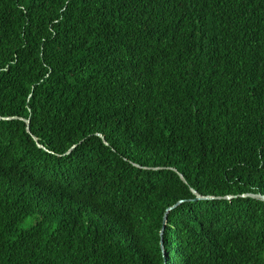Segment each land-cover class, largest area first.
<instances>
[{
    "label": "trees",
    "instance_id": "obj_1",
    "mask_svg": "<svg viewBox=\"0 0 264 264\" xmlns=\"http://www.w3.org/2000/svg\"><path fill=\"white\" fill-rule=\"evenodd\" d=\"M0 116V264H264V0H0Z\"/></svg>",
    "mask_w": 264,
    "mask_h": 264
},
{
    "label": "water",
    "instance_id": "obj_2",
    "mask_svg": "<svg viewBox=\"0 0 264 264\" xmlns=\"http://www.w3.org/2000/svg\"><path fill=\"white\" fill-rule=\"evenodd\" d=\"M12 118H17V116H6V117H3V116H0V119H12ZM21 119H23L26 123V130L30 133V128H29V119H24L22 117H20ZM99 136L102 138L103 142L105 144H107V141L105 140V138L99 134ZM34 139H36L34 137ZM37 145L41 148H44V146L42 144H40L39 142H37ZM74 147V146H73ZM135 165L139 166L138 164L134 163ZM179 176L180 178L185 181V178L184 176L179 173ZM191 191L194 193L195 195V198L194 199H213V198H232L234 197L233 195H225V196H214V195H202L200 194L199 192H197L195 189H191ZM241 196H249V197H253V198H256V199H259V200H263L264 201V194H260V193H245V194H241ZM172 207L168 208L166 210V212L171 209ZM165 222H166V214L163 218V223H162V228H161V231H160V236H161V239H160V244H161V247H162V250H163V254H164V249H163V239H162V234H163V230H164V226H165Z\"/></svg>",
    "mask_w": 264,
    "mask_h": 264
}]
</instances>
